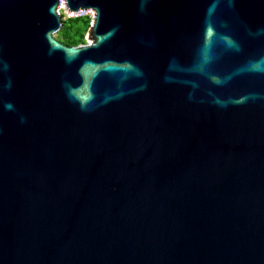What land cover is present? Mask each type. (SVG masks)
<instances>
[{
    "label": "water",
    "instance_id": "water-1",
    "mask_svg": "<svg viewBox=\"0 0 264 264\" xmlns=\"http://www.w3.org/2000/svg\"><path fill=\"white\" fill-rule=\"evenodd\" d=\"M0 0V264H264V0Z\"/></svg>",
    "mask_w": 264,
    "mask_h": 264
},
{
    "label": "trees",
    "instance_id": "trees-1",
    "mask_svg": "<svg viewBox=\"0 0 264 264\" xmlns=\"http://www.w3.org/2000/svg\"><path fill=\"white\" fill-rule=\"evenodd\" d=\"M93 17L81 15L64 19L63 27L57 34L60 41L67 45H79L86 43L85 35L89 31Z\"/></svg>",
    "mask_w": 264,
    "mask_h": 264
},
{
    "label": "rangeland",
    "instance_id": "rangeland-1",
    "mask_svg": "<svg viewBox=\"0 0 264 264\" xmlns=\"http://www.w3.org/2000/svg\"><path fill=\"white\" fill-rule=\"evenodd\" d=\"M61 8H67V7L65 5H63V6H61ZM93 14H94V12L91 10H87V11H83V12H76V13H72V12L69 13L66 10L61 11V15H62L63 20L66 18H69V17H77V16H81V15L93 16ZM55 36L58 39L57 34ZM88 37H89V33L87 32L85 35V40H86V42H92L91 40L88 39Z\"/></svg>",
    "mask_w": 264,
    "mask_h": 264
},
{
    "label": "built area",
    "instance_id": "built-area-1",
    "mask_svg": "<svg viewBox=\"0 0 264 264\" xmlns=\"http://www.w3.org/2000/svg\"><path fill=\"white\" fill-rule=\"evenodd\" d=\"M62 1L63 0H61V2ZM62 10H66V11H68L70 13V11L67 8H61V7H59L58 12L61 13ZM79 12H83V11H79ZM72 13H76V12H72Z\"/></svg>",
    "mask_w": 264,
    "mask_h": 264
},
{
    "label": "bare ground",
    "instance_id": "bare-ground-1",
    "mask_svg": "<svg viewBox=\"0 0 264 264\" xmlns=\"http://www.w3.org/2000/svg\"><path fill=\"white\" fill-rule=\"evenodd\" d=\"M63 5H65L64 1H62V4H61V6H63ZM61 6H60V7H61Z\"/></svg>",
    "mask_w": 264,
    "mask_h": 264
}]
</instances>
